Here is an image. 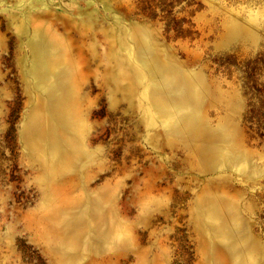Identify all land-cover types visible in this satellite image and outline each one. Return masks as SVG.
Masks as SVG:
<instances>
[{
	"label": "rangeland",
	"instance_id": "374dc122",
	"mask_svg": "<svg viewBox=\"0 0 264 264\" xmlns=\"http://www.w3.org/2000/svg\"><path fill=\"white\" fill-rule=\"evenodd\" d=\"M0 264H264V0H0Z\"/></svg>",
	"mask_w": 264,
	"mask_h": 264
}]
</instances>
